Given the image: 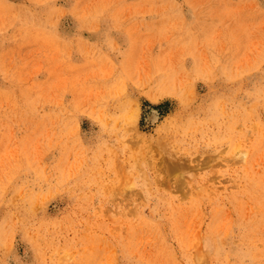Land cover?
Masks as SVG:
<instances>
[{
    "label": "rangeland",
    "instance_id": "374dc122",
    "mask_svg": "<svg viewBox=\"0 0 264 264\" xmlns=\"http://www.w3.org/2000/svg\"><path fill=\"white\" fill-rule=\"evenodd\" d=\"M0 264H264V0H0Z\"/></svg>",
    "mask_w": 264,
    "mask_h": 264
},
{
    "label": "bare ground",
    "instance_id": "6f19581e",
    "mask_svg": "<svg viewBox=\"0 0 264 264\" xmlns=\"http://www.w3.org/2000/svg\"><path fill=\"white\" fill-rule=\"evenodd\" d=\"M152 117H154V115H153ZM152 119H153V118H152Z\"/></svg>",
    "mask_w": 264,
    "mask_h": 264
}]
</instances>
